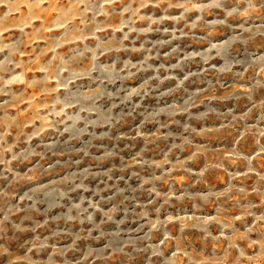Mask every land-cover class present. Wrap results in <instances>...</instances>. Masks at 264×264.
<instances>
[{
    "label": "clouds",
    "instance_id": "1",
    "mask_svg": "<svg viewBox=\"0 0 264 264\" xmlns=\"http://www.w3.org/2000/svg\"><path fill=\"white\" fill-rule=\"evenodd\" d=\"M28 3V15L18 28L10 30L23 33L27 39L12 40L0 30V55L7 53L0 59V97L4 98L0 99V113H3L0 116V181L6 182L0 186V264H21L12 247L18 235L24 237L27 245L24 256L30 257L32 264H97V261L107 264L116 257L133 264L138 257L142 258V264H178L179 256L185 257V264H200V257L193 253L190 245L185 244L175 256L174 248L165 252L169 243L177 239V234L183 241L186 232L199 233L209 241L215 238L217 243L223 240L231 259L225 261L221 257L220 264H264V243H256L264 240L259 230V226L264 225V211H254L255 205L251 201L241 203L242 210L247 208V213L240 217L245 219L242 227L229 226L227 220L216 221L212 213L199 216L174 214L171 211L173 201L204 203L220 197L212 189L177 192L170 179L174 172H181L194 177L195 184L204 180L210 171L218 170L229 177V184L219 189L225 197H230L232 192L241 197L264 195V186L259 183L264 182V172L256 163L264 158V49H249L247 59L233 52L237 45L247 48L255 40L264 38V24L249 23L264 8V3H257V0H233L230 5L229 0H129L118 13L117 6L123 0H28ZM150 8L160 9L161 14L147 12L146 9ZM114 15H118V21L109 23ZM233 20L237 22L230 24ZM167 23L172 27H166ZM222 28L234 30L211 39L210 34ZM26 29H31V33ZM156 33L167 39L150 40L149 37ZM141 37L145 38L142 42ZM185 39H203L207 43L198 50H184L176 44L164 51L174 41ZM39 44L47 50L43 62L33 63L32 54L25 60L28 49ZM148 44L151 46L147 47ZM121 53H143V57L135 60L133 56L122 57L119 67L115 60H105V57ZM161 59L169 63H162ZM21 63L23 67H18ZM29 68L35 71L26 72ZM141 73L151 75L138 81L136 78ZM21 75L25 76L24 83L19 79ZM225 76H231L237 87L224 99L246 101L248 107L243 112L217 106L213 89L218 84L224 86L221 78ZM33 79L39 82L40 91L49 89L44 95L53 98L41 102L47 106L33 109L30 118L21 120L18 112L13 114L11 109L22 102L21 92ZM87 81L93 82L94 86L89 87ZM126 81L130 82L127 88L124 86ZM197 81H200L199 87ZM170 82L174 83L165 87ZM190 82L191 89L188 87ZM81 84L84 86L75 87ZM112 87L116 90L112 91ZM61 93L66 95L61 96ZM206 93L209 95L205 96ZM174 94H181L182 100L159 103ZM149 98L155 99L156 106L150 111H139ZM105 99L112 102L102 108L101 101ZM120 105L127 107V111L114 112ZM138 112L142 119L137 123L135 135L127 136L121 132L114 139L143 140L144 146L127 167L149 168L151 174L131 173L140 176V183L131 189L132 196L125 195L128 189L108 185L105 181H100L105 184L104 188L98 185L93 188L86 181L102 174L112 180V169L105 165L104 173L94 171L91 166L84 165L85 158L91 156L97 161H105L118 153L115 148H109L95 155L90 151L92 141L109 138L113 128L127 117L135 119ZM179 117L185 118L182 132L176 134L166 130L173 124H181ZM213 118L219 121L218 125L208 123ZM237 124L241 125L238 140L254 136L262 143H258L252 153L244 152L234 144L224 158L209 167L207 152L211 146L196 138L236 130ZM146 125L157 127L154 132H145ZM73 141L77 143L73 145ZM159 141H170L162 158H146L144 152L148 145ZM60 145L71 147L57 151ZM175 150L183 155L172 160L169 157ZM50 157L53 158L51 162L45 164ZM200 157L205 158L204 162L198 168L193 167ZM227 161H236L237 170L230 171ZM69 164L80 167L51 175L57 168H67ZM240 164H243L242 170ZM46 173L49 175L45 176ZM36 176L41 179L37 181ZM247 176H255L257 180L251 189L235 183ZM165 180H168L167 191L159 187ZM25 181L30 186L17 192V186ZM110 187H115L113 194L102 195ZM137 191L146 192L150 199L146 202L136 199L134 193ZM76 192H91L92 196L81 195L78 200H73L72 195ZM37 193L45 194L43 201ZM52 194L55 196L49 199ZM117 195L123 197L121 204L129 200L133 202L131 209H123L124 216L119 220L116 213L121 210L120 205L108 209L101 207L102 203L115 199ZM97 196L98 200L92 198ZM65 201H69L67 206ZM157 201L160 203L153 216L149 206ZM165 205L170 210L162 215ZM193 207L199 205L193 204ZM60 208H64L63 213L57 211ZM98 212L103 217L99 221ZM48 213L55 215L49 217ZM129 214L135 218L134 224L136 220L142 221L134 229L142 234L132 236L129 231L127 239L118 246L113 241L98 247L86 245L79 257H69V253L81 251L78 245L82 239L99 242L104 238L106 234L102 225L106 222L117 224L118 231L114 235L119 236L124 231L120 226L127 222ZM41 216L44 218L39 219ZM246 217H251V223ZM60 220L66 225L87 224L91 227L86 232L82 227L78 230L57 227L39 235L41 229H48L50 223ZM26 221H31V225ZM170 225L178 226L175 233L170 231ZM213 225L219 228L218 232L213 231ZM241 231L253 244L252 249L241 241L238 235ZM94 232L98 234L94 236ZM28 233L33 235H24ZM69 236L71 242L64 243L62 238ZM57 240L61 242L56 243ZM208 255L221 256L212 252Z\"/></svg>",
    "mask_w": 264,
    "mask_h": 264
},
{
    "label": "rangeland",
    "instance_id": "2",
    "mask_svg": "<svg viewBox=\"0 0 264 264\" xmlns=\"http://www.w3.org/2000/svg\"><path fill=\"white\" fill-rule=\"evenodd\" d=\"M233 2V0H229V5ZM129 3V0H123V3L121 5L117 6V13L119 12L120 7L123 5H126ZM257 3H264V0H257ZM135 6V5H134ZM30 9V5L28 3V0H0V30H3L5 32V36L7 38H10L12 40L17 39H27V37L19 32V31H12L19 27L21 22L25 19V17L28 15ZM147 12H155L157 15H160V9H146ZM209 15H212V13H209ZM222 15V14H220ZM119 17L118 15H114L112 18V21L109 23H114L118 21ZM237 21L233 20L230 21V24H234ZM249 23H260L264 24V8L261 9L259 13L256 14L253 20H250ZM166 27H172L171 23H167L165 25ZM36 27H39V25H36ZM232 28H222L217 29L215 32L211 33L212 36L211 39H217L220 37H223L225 33H229L233 31ZM27 32L31 33V29H26ZM55 35V34H53ZM105 35H110L109 33H106ZM199 35H204V33H199ZM119 37V34H117ZM145 38L141 37L140 41L142 42ZM150 40H156V39H167L166 36H162L160 33H156L153 36L149 37ZM7 42V40H6ZM89 43H92L89 41ZM207 43V41L203 39H185L181 41H174L172 45L166 46L164 51H167L172 46L179 44L182 49L184 50H198L202 46H204ZM147 47H150L151 45H146ZM256 48V49H264V38L257 39L254 41V43L249 44L247 48H242L241 46L237 45L236 48L233 49V52L237 56H242L243 58L247 59L250 52L249 49ZM28 53L25 54V60H28V55H31L32 59H35L33 63L39 64L40 62H43L44 60V54H46L45 47L43 44L35 45L34 48L28 49ZM3 55H7V53H4ZM3 55H0V59L3 58ZM126 56H133V59L141 58L143 57V53L138 54H132V53H121V54H113L112 56L105 57V60H115L117 62V66L119 67L120 63L122 62V57ZM162 63H169L168 60L161 59ZM215 63H219V61H214ZM153 63H156V61H153ZM87 63L84 64V67L87 68ZM18 67H23V64L21 63L18 65ZM35 69H26V72H33ZM148 75H151V73H141L136 79L138 81H142L143 79H146ZM251 75V74H250ZM20 81L22 83L25 82V76L21 75L19 77ZM221 80L224 82V86L221 87L219 84L216 85L215 91L216 93V103L217 106L226 109L228 107H232L235 109L237 113L243 112L247 107V102L244 100L233 102L231 100L225 101V97L228 95L229 92H231L234 88L237 87V84L233 82L231 76H225L222 77ZM242 82V81H241ZM88 84L89 87H93V82L87 81L85 82ZM130 82H124L125 88L129 86ZM155 83V82H153ZM170 82L168 85H165V87L170 86ZM39 82L33 79L31 83H27V87L24 89L23 92H21L22 102L19 105H13L11 111L13 114H16L18 112L19 118L21 120L25 118H30L29 113L33 111V109H38L40 107H46L47 105H41V102L47 101L52 99L53 97L51 95H44V93L48 92L49 89L45 88L43 91H40V87L38 86ZM84 84L76 85L75 87H83ZM196 86H200V81L196 82ZM111 87V86H109ZM116 87H119L117 85ZM188 87L191 89L192 85L191 82L188 85ZM112 91H115L116 88L112 87ZM44 95V96H43ZM61 96L66 95L65 93H61ZM186 95V94H184ZM209 95V93H206L205 96ZM183 96L181 94H174L171 97H166L164 100H161L159 103L163 104L165 102H168L170 100H176L180 101L182 100ZM205 97H202L204 99ZM0 99H4L3 97H0ZM112 101H109L107 99L101 101V107L108 105ZM30 105V106H29ZM156 106V101L154 98H149L145 101L144 105L139 111H144L145 109L151 110L153 107ZM121 110L127 111V107L124 105H120L119 108L114 109V112H119ZM3 113H0V116H2ZM255 115V113H253ZM142 119V117L139 115V112L136 114V118L133 119L132 117H127L125 121H123L121 124L117 125L115 128L111 130V136L107 139H98L92 141V146L90 148V151L95 155H100L104 151H106L109 148H115V151L118 153L117 156L113 157L112 159H108L105 161H97L93 159L91 156L88 158H85L84 165H89L92 167L94 171H98L101 173H104L106 171L105 165H108L109 168H111L110 175L112 176V180H108L107 175H100L94 179H89L86 181L87 184L90 186H93L95 188L97 185L100 188H104L105 184L100 183V181H105L108 185H114L116 187H121L128 189V191L125 192V195L132 196L133 192L131 189L135 188L140 183V176H132V172H139L141 175H150L152 172V169L149 168H136V167H127L129 164L132 163L133 157L136 156L137 152L141 149V147L144 146L143 140H131V139H125V140H115L114 137L119 135L121 132L125 133L127 136H134L135 130L138 121ZM181 121V124H173L169 129H166L168 131H171L176 134H180L182 132V124L184 122V117L178 118ZM166 122V121H162ZM192 123L196 124V121H192ZM209 124H219V121H217L215 118L208 121ZM156 125H146L144 127L145 132H154L156 130ZM241 125L237 124L236 130H226L222 133L216 134V135H208L203 137H198V139L201 142H207L209 144L210 150L207 152V162L209 164V167H212L213 163L219 159H222L226 156V154L231 150L232 146L234 144H238L240 149L247 153H252L256 149V145L258 143H262V141L255 140L254 136H249L245 138L244 140H238L237 137L240 135L239 129ZM104 131H108V129H104ZM73 145H75L77 142L73 141ZM169 142L165 141H159L155 144H149L147 150L144 152V156L150 160H160L164 154V152L169 148ZM66 147V145H60L57 148V151H62ZM188 151H191V149H188ZM82 155V153H81ZM183 154L179 153V150H175L172 152L171 156L169 157L172 160H176L178 156H182ZM56 159L65 160L67 157H55ZM76 158V157H74ZM53 158L50 157L49 160L44 161L45 164L51 162ZM204 157H200L197 159L196 163L192 165L193 167H199L201 163L204 162ZM257 167L260 169V171L264 172V158H261L259 161L256 162ZM228 167L230 171H236L237 170V163L236 161H227ZM83 166V165H81ZM80 167L74 164H69L67 168H57L56 172L52 173L51 175H56L58 173H63L65 171H68L71 168ZM239 168L243 169V164L239 165ZM49 174H45L47 176ZM35 179L39 181L41 177L36 176ZM170 179L175 183L176 191L180 192L185 189L189 191H195V192H203L207 191L208 189H212L216 191V195L220 197V199L212 200L210 202H204L201 203L200 201H192V200H185L183 203H180L178 201H173L171 206V211H173L174 214H196V215H208L209 213H212V218L216 221H228V225L232 226L233 224L237 227H242V225L245 223V219H241L240 217L243 214L247 213V208L241 209L240 205L241 203H246L251 201L254 205V211H264V195L261 194H250L245 195L243 197L237 195L235 192L231 193L230 197H225L224 192L219 191V189H223L226 185L229 184V177L227 173L223 171H210L208 175L204 178V180L200 181L199 183H193L194 177L188 176L181 172H174L173 175L170 177ZM6 182L0 181V186H3ZM235 183L238 184H244L251 189L252 185L254 183H257L255 176H247L241 180L235 181ZM261 183V186H264V182ZM25 186H30L29 182L25 181L21 185L17 186L15 189L17 192H19L20 188H23ZM161 190L167 191L168 188V180H165L163 183L159 185ZM9 191H13V189H9ZM115 191V187H110L108 191H105L102 193L105 197L110 196ZM231 191V189H229ZM44 193H37V196L43 201L44 199ZM81 195H87L92 196V193H81L76 192L72 195L73 200H78ZM136 199L142 200L146 202L150 197L147 195L146 192L143 191H137L134 193ZM55 196V194H52L49 196V199H52ZM18 198V197H17ZM93 199H99V197H92ZM123 200L122 196L117 195L115 199L106 201L105 203L101 204L102 208L108 209L113 205H120L121 210L116 213V219H122L124 216L123 209L127 207L128 209H131L133 207V202L131 200L127 201L124 204H121V201ZM27 203V202H26ZM67 206L69 204V201L64 202ZM160 201H157L156 204L149 206V211L155 216V208L159 205ZM193 204L199 205L198 208H194ZM23 206V205H21ZM44 204H41V208L43 210ZM169 207L167 205L164 206L162 209V215L167 214L169 211ZM60 213H63L64 208H60L57 210ZM136 211H139V209H136ZM49 217L55 215V213H48ZM35 217V214H33ZM97 220L103 219L101 213H97ZM233 217H236L235 220H233ZM44 217L41 216L39 219H43ZM135 218L129 214L127 218V222L120 226L122 231L119 236H115L114 233L118 231L117 224L112 222H106L102 225L103 231L105 232V237L102 238L99 242L95 240H81L78 247L81 250L80 252H77L75 254L69 253L70 258H77L79 257L83 250L85 249L86 245H91L92 247H98L100 245H103L109 241H113L117 246L123 242L125 239H127L128 232L131 231L132 236H136L142 233H138L134 231V229L138 226L139 223H142V221L136 220V223H133V220ZM247 222L251 223V217H246ZM29 225H31V221H26ZM57 227L59 228H71L73 230H78L81 227L86 232L88 228L91 227V225H66L63 220H60L58 223H50L48 229H41L39 232V235L43 236L44 234H47L53 230H55ZM177 225H170V231L176 232ZM187 227V226H186ZM260 234L264 236V225L259 226ZM213 231L218 232L219 228L216 225H213ZM98 233H93V235H97ZM27 237H30L33 235L32 233L24 234ZM240 239L242 242L246 244V246L249 249L253 248V244L249 242L246 239V234L241 231L238 233ZM64 243H70L71 237H63L62 238ZM56 243H60V240L55 241ZM257 244L264 243V240H257ZM190 245L193 253H195L197 256L200 257V264H220L221 257L228 261L231 259V253L226 251V244L223 240H220L219 243L216 242L215 238L211 241L204 239L199 233H184L183 235V241H181L179 234H177V239L174 242H170L168 247L165 248V252L169 250V248H174L175 251L173 252V255L179 254L183 250L184 245ZM180 245V246H177ZM197 246H199V251H197ZM14 252L18 255L16 257V260L20 261L21 264H32V260L30 257L24 256V253L26 251L27 245L24 244V237L18 235L15 243L12 244ZM212 252L214 254H221L220 257L217 255L209 256L208 253ZM47 253H45L46 255ZM97 264H103L101 261H97ZM107 264H133V262L124 261V258L116 257L112 260L108 261ZM134 264H142V258L138 257L136 262ZM178 264H185V257L179 256L178 257Z\"/></svg>",
    "mask_w": 264,
    "mask_h": 264
}]
</instances>
